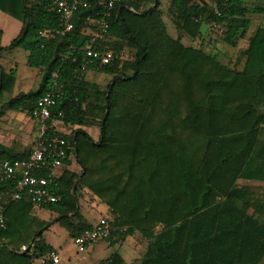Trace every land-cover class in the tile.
<instances>
[{
	"label": "trees",
	"instance_id": "16d2710c",
	"mask_svg": "<svg viewBox=\"0 0 264 264\" xmlns=\"http://www.w3.org/2000/svg\"><path fill=\"white\" fill-rule=\"evenodd\" d=\"M89 1L92 8L77 15L73 32L44 38L41 32L59 25L50 0H0V10L23 24L0 54L26 50L29 66L42 77L37 92L10 100L8 107L31 109L59 88L66 94L64 125L96 126L101 133L99 142L83 129L64 136L82 173L66 170L57 189L62 200L45 206L70 232L81 234L91 228L74 225L72 218L80 217L77 192L87 188L117 216L118 242L142 238L140 264H261L264 187L238 182H264V28L249 38L234 66L226 65L217 54L171 37L160 0H123L109 20L115 41L100 49L120 54L129 48L134 57L91 65L87 72L111 78L101 86L87 81L82 70L92 37L79 19L100 11L99 0ZM148 2L156 4L146 9ZM250 13L248 0H171L169 9L180 35L197 40L204 24L219 25L233 48L251 29ZM9 83L15 85L14 73L0 69V94ZM13 159L0 145V166ZM13 187L0 179V196ZM13 203L29 202L6 205L7 229ZM42 234L26 252L0 246V264H8L7 256L32 264L53 251ZM111 264L126 263L115 255Z\"/></svg>",
	"mask_w": 264,
	"mask_h": 264
},
{
	"label": "crops",
	"instance_id": "0c3cea01",
	"mask_svg": "<svg viewBox=\"0 0 264 264\" xmlns=\"http://www.w3.org/2000/svg\"><path fill=\"white\" fill-rule=\"evenodd\" d=\"M248 3L251 4V6L248 4L250 8L253 7V14L250 13L253 15V33L250 34L249 37V32L247 33L245 38L247 41H249L251 36L256 34L259 28H264V0H248ZM155 4V2L153 4L152 2H148L145 8L148 9ZM170 7L171 0H160V10L163 13V19L167 25L168 33L169 28L167 21H169V25L174 29V36L170 35V33L169 35L174 39H177L180 36L182 37L183 45L186 47H194V39L187 35H180L177 31L169 16ZM258 10L263 11V13H259ZM3 19L8 22V25H4V21H1ZM9 19L18 23V25L12 24L10 21H8ZM3 26H6V28L12 26L15 30H17L16 35L13 36L9 45H1V47L8 48L12 41L21 34L23 24L21 21L0 10V28L4 29ZM213 27H215L214 24L203 25L201 30L202 40L207 39L206 35L209 32H212L211 30ZM84 32L93 37V31ZM3 35L4 37L6 36L5 34ZM208 48L210 49L211 47L209 46ZM247 48L248 44L243 48H239L238 44V46L234 48V50L238 51V54H236V59L234 60L235 63H237L240 52L246 50ZM210 50L217 52L216 47L211 48ZM20 57H23L22 62L19 61ZM28 58L29 52L18 47L14 49H6L0 54V69H2L6 74L10 75L14 73L15 75V85L12 86L9 83L6 85L5 92L0 94V145L8 149L11 154L17 158H25L29 155L38 136V122L36 120L26 116L23 113V108L21 107L19 109L8 107V102L10 100L28 96L31 93L37 92L41 87V71L31 68L28 64ZM93 73L98 74L96 72ZM86 80L94 83L90 81V78L88 77H86ZM79 129H83L95 142H99L101 133L99 128L96 126L71 127L64 125L62 122L58 128V131L59 134L64 137L71 136L75 130ZM70 162L71 165L68 167L66 166L62 173H64L66 170L76 174L82 173V167L76 161V156L74 154L71 155ZM242 182H248V184H242ZM238 183L240 185L259 187L258 184L264 182L240 180ZM77 194L80 217L72 218V223L74 225L78 226L81 224L87 226V228H92L103 216L107 214L116 217L110 206L104 203L87 188L79 189ZM0 202H5L7 205L12 203L9 200V195L0 196ZM251 214H253V211H251ZM7 220V234L3 236L0 246H7L9 250L15 254L19 251L23 252L22 248L24 246L28 247V244L30 243V245H32L35 239H37V236L43 232L42 239L44 244L53 250L59 251L61 257L59 264H103L106 261H111L115 255L121 256L126 264H140L144 257L145 245L143 244L142 238L136 234L119 242L117 240V242H115V240L111 242L100 241L85 252L77 251L79 256L70 258L68 262L65 263L64 250L69 245L72 247L74 246V233L70 232L58 221L59 215L51 207L35 206L29 203H13L8 207ZM43 227L44 231H42ZM64 230L68 231L70 240V243L68 242L69 244L67 245L61 244L60 241H58L59 233H64ZM41 258L35 259L32 264H42ZM13 259L14 258L7 256L6 260L4 258V261H7L8 264H24L23 261L19 260L20 258H16L14 261H12ZM261 264H264V259Z\"/></svg>",
	"mask_w": 264,
	"mask_h": 264
},
{
	"label": "built area",
	"instance_id": "2783aa9c",
	"mask_svg": "<svg viewBox=\"0 0 264 264\" xmlns=\"http://www.w3.org/2000/svg\"><path fill=\"white\" fill-rule=\"evenodd\" d=\"M53 10L59 17V25L54 29L41 32L44 38L66 37L76 27L77 15L85 9H91L89 0H50ZM100 11L96 18L87 17L82 20L83 31H93L91 44L84 48L85 60L83 72L91 65L106 66L116 59H123V52L100 49L101 45L110 44L115 37L110 31V22L117 5L123 0H99ZM218 27L219 25H214ZM57 78V74H53ZM66 97L61 89H54L38 99L31 109L23 113L38 122V136L31 152L25 158L6 160L0 166V179L12 182L14 187L9 195L10 202L27 201L35 206L56 204L62 200L58 187L62 171L71 158L68 141L59 134L58 128L65 116L61 109ZM6 203L0 204V231L7 229ZM116 216V215H115ZM116 217L109 214L103 216L91 229L73 235V244L77 251L85 252L100 241L111 242L118 238L115 226ZM126 229H123L125 231ZM122 231V232H123ZM23 252L29 250L27 246ZM60 253L53 250L41 258L42 264H59ZM103 264H111L106 261Z\"/></svg>",
	"mask_w": 264,
	"mask_h": 264
},
{
	"label": "rangeland",
	"instance_id": "374dc122",
	"mask_svg": "<svg viewBox=\"0 0 264 264\" xmlns=\"http://www.w3.org/2000/svg\"><path fill=\"white\" fill-rule=\"evenodd\" d=\"M250 4V3H248ZM251 6V4H250ZM250 18H252V21H253V15L252 14H249ZM3 18V17H2ZM166 20V18H165ZM2 22L4 21V25H8V22L3 19L1 20ZM10 21L12 24H16L18 25V23H16L15 21L13 20H8ZM169 21H167V24H168V28H169V33L170 35L174 36V29L169 25L168 23ZM13 26V25H12ZM12 26L10 27H7L6 26L3 28L4 29H1L0 28V47L1 45H9L10 44V41L12 40L13 36L16 35L17 33V30H15ZM15 26V25H14ZM212 32H209L207 35H206V40H202V38H198L197 40H195V43L193 44V46L195 48H198V49H201V50H204V51H210V52H213L215 54L218 55L219 53V59L220 61L223 63V64H226V65H232L234 66L235 65V59H236V54H238L236 50H234V48H232L230 45L226 44L224 42V38H225V28L224 27H221V26H218V27H213ZM253 33V25H252V28L251 30L249 31V34H248V37L250 36V34ZM5 34L6 36L4 37ZM248 44V41L245 39V40H242L239 42V48H243L244 46H246ZM211 47V48H215L217 49V52H214L213 50H210L208 47ZM133 52L131 51V49L129 48H126L123 52V60H131L133 58ZM19 61L22 62L23 61V57H20L19 58ZM1 62V61H0ZM242 66H240L239 68H241ZM86 77L90 78V81L94 82V83H99L101 84V86H106L107 84H109V82L111 81V78L108 77V76H104V75H99V74H95L93 72H87L86 73ZM242 184H248V182H242ZM249 186V185H248ZM259 187H264V183H259L258 184ZM58 241H60L61 244H69L70 240H69V236H68V231L67 230H64V233H59L58 235ZM69 242V243H68ZM64 262L67 263L68 260L70 258H75V257H78L79 255L77 254V250L74 248V246L72 247L71 245H69L68 247L65 248L64 250Z\"/></svg>",
	"mask_w": 264,
	"mask_h": 264
}]
</instances>
